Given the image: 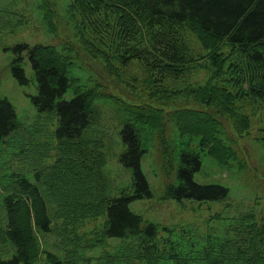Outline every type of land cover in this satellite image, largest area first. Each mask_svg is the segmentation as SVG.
Instances as JSON below:
<instances>
[{"label":"trees","instance_id":"16d2710c","mask_svg":"<svg viewBox=\"0 0 264 264\" xmlns=\"http://www.w3.org/2000/svg\"><path fill=\"white\" fill-rule=\"evenodd\" d=\"M59 8L64 18H60ZM38 10L46 29L60 43L16 45L11 73L19 85H34L24 68L28 59L37 91L30 96L31 102L40 114L55 120L58 142L74 152L96 142L90 134L99 118L98 103L119 104V99L106 94L99 84L116 69L138 63L156 89L163 81L169 90L166 82L171 84L197 71L193 70L197 53L186 32L199 37L209 54L216 53L202 66L207 74L205 84L170 88L162 92L166 96L151 98L149 105L124 104L119 108L122 149L118 159L130 172L131 185L119 196L107 198L102 233L119 243L139 242L150 254L163 257L159 239H165L159 237V225L131 209L132 203L154 197L144 158L152 142L158 147L165 142L175 163L173 185L167 191L178 202L219 204L231 196L228 184L200 182L196 175L209 162L222 169L236 161L228 126L243 133L250 125L235 104L238 96L264 103V0H61L54 9L48 0H39ZM57 21L68 38L67 33H59ZM225 46L234 51L233 58L219 54ZM84 57L100 64L101 76L87 73ZM190 106L204 110L186 109ZM21 128L13 104L0 95V145L6 146ZM39 177L32 180L24 173L0 170V264H41L43 257V264H86L78 247L68 249L67 243L64 256L42 251L40 237L52 234L54 218L61 214H51L48 194L55 196L56 192L55 202L59 201L62 209L76 202L79 195L71 192L74 180L70 186L54 185L53 174L42 185ZM97 207L89 205L85 210L81 206L80 213L90 215ZM165 231L169 235L163 260L177 264L184 239L175 243L174 230ZM226 243L216 241L212 248L223 249Z\"/></svg>","mask_w":264,"mask_h":264},{"label":"rangeland","instance_id":"374dc122","mask_svg":"<svg viewBox=\"0 0 264 264\" xmlns=\"http://www.w3.org/2000/svg\"><path fill=\"white\" fill-rule=\"evenodd\" d=\"M60 1L48 0V3L54 9ZM38 4L39 0H0V95L13 104L22 127L6 141V146L0 145V170L1 173L7 170L24 173L32 180L39 174L42 185L53 174L54 185L70 186L74 180L71 192L79 197L69 207L62 209L60 202H55V197H58L56 192L55 196L48 194L51 214L55 215L57 211L61 214L54 218L52 234L40 237L42 251L64 256L67 249L64 244L67 243L68 249L78 247L86 264H176L163 260L166 258L162 254L163 246L169 235L165 230L170 229L174 230L175 243L180 238L184 239L179 247L181 262L177 264H264V103L250 96H238L235 104L242 109L250 125L243 133L228 126V136L237 151L236 161L222 169L209 162L204 171L196 175L200 182L223 181L232 188L231 196L222 203L178 202L173 199L167 190L173 185L175 163L164 141H161L163 147L152 142L143 167L154 197L132 203L131 209L145 220L159 225V237L165 239H159L163 257L150 254L146 245L139 242L109 240L102 233L107 220V198L119 196L123 189L127 190L131 185L130 172L118 159L122 149L119 139L122 111L119 108H123L124 104L149 105L151 98L166 96L162 92H169L170 88H184L185 85L192 88V85L205 84L207 74L202 66L216 53L209 54L199 37L186 32L197 53L198 61L193 69L197 71L171 84L166 82L169 90L163 81L156 89L148 72L138 63L116 69L111 78L103 79V83L99 84L106 94L118 98L119 104L111 101L98 103L99 118L90 134L96 142L82 145L81 151L74 152L71 147L58 142L55 120L40 114L31 102L30 96L37 91L28 59H25L24 68L34 85H19L11 73L16 45L60 43L54 41V34L46 29ZM59 10L60 18H64L62 8ZM58 26L60 34L67 33L59 22ZM220 51L223 53L219 54L228 58L235 54L227 46L221 47ZM26 56L27 53H24ZM85 57L82 65L87 73L101 76L100 64ZM90 64L92 70H89ZM70 97L71 93H68L67 98ZM186 109L204 110L191 106ZM89 205H97L96 212L82 215L81 206L86 210ZM225 240L228 243L223 249L212 248L216 241ZM8 252L9 248L3 251L5 255ZM260 257L263 259L260 260ZM43 262L44 257L41 264Z\"/></svg>","mask_w":264,"mask_h":264}]
</instances>
